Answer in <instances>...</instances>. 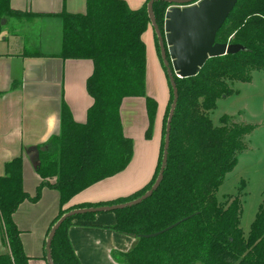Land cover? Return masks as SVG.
Wrapping results in <instances>:
<instances>
[{"label":"trees","instance_id":"1","mask_svg":"<svg viewBox=\"0 0 264 264\" xmlns=\"http://www.w3.org/2000/svg\"><path fill=\"white\" fill-rule=\"evenodd\" d=\"M131 9L124 0H85L83 13L59 14L62 58L89 59L93 63L86 80L92 98L83 123L75 122L62 106L60 131L39 150L35 194L23 189L22 158L4 165L0 175V231L8 253L0 264H28L13 214L19 205L35 202L44 187L59 195V212L51 225L75 210L112 206L133 201L148 191L161 168L170 95L163 118V137L155 172L140 189L109 200L63 206L81 190L126 168L133 141L123 133L120 108L124 99L145 101L146 139L151 138L157 101L146 94V52L142 34L150 24L147 3ZM155 1L152 12L163 34L166 9ZM21 16L0 0V21ZM1 26V24H0ZM156 50L162 63L158 37ZM215 42L242 45L245 50L209 58L192 77L173 74L177 100L170 123L167 157L162 179L150 196L132 206L109 212L112 228L136 238L126 252L113 253L120 264H264V199L249 233L239 227L241 201L231 197L221 203L216 192L225 175L235 167L243 151L240 139L250 125H230L222 115L214 125L209 113L220 97L232 94L228 82H249L251 72L264 71V0H237L216 33ZM97 213L68 216L56 230L50 245L53 264H79L66 230L73 222L91 220ZM178 222L152 237H144Z\"/></svg>","mask_w":264,"mask_h":264},{"label":"crops","instance_id":"2","mask_svg":"<svg viewBox=\"0 0 264 264\" xmlns=\"http://www.w3.org/2000/svg\"><path fill=\"white\" fill-rule=\"evenodd\" d=\"M124 1L129 8L137 9L146 0ZM9 6L21 14L11 20L21 22L24 27L39 24L36 31L42 36L27 45L25 38L13 33L3 38L5 44L0 45V175L4 174L6 162L20 156L23 189L32 197L40 181L36 172L39 148L59 133L62 106L75 122L83 123L92 103L86 90L92 61L60 56L59 14L83 13L86 3L85 0H9ZM154 33L150 23L142 40L146 52V94L155 99L148 89L150 65L160 73ZM43 43L48 51L42 50ZM120 116L123 133L133 141L128 165L75 194L64 208L126 196L151 180L158 161L162 116L155 117L153 123L154 130H160L159 137L155 131L150 139L144 136L147 127L144 98L124 99ZM59 207L58 192L44 187L37 201H23L13 214L28 264H48L47 234ZM114 223L112 212H100L91 220H79L67 228L66 235L79 264H120L113 259V253L130 250L136 238L115 231ZM8 251L0 231V255Z\"/></svg>","mask_w":264,"mask_h":264},{"label":"rangeland","instance_id":"3","mask_svg":"<svg viewBox=\"0 0 264 264\" xmlns=\"http://www.w3.org/2000/svg\"><path fill=\"white\" fill-rule=\"evenodd\" d=\"M5 21V23L2 20L0 21V45L5 44L3 38L13 33H18L25 38L27 45H30L35 38L40 40L42 37L36 31L39 24L25 25L24 27L21 22L13 21L11 18H7ZM32 32L33 35H30ZM162 36L165 45L164 34ZM42 45L44 46L43 51L49 50L44 43ZM168 62L170 64L169 59ZM158 63L160 73L153 64L150 65L151 77L148 79V89L157 101L155 117L162 116L161 134L159 133L160 130H157L158 133L154 130V126L151 133V137L155 131L158 137L159 134L161 135L160 152L163 137V118L166 113L171 84L163 61L161 63L159 59ZM228 86L233 93L218 98L216 108L209 113L213 124L219 125V118L222 115H228L230 125H250L253 126V130L241 136L240 142L244 149L238 155L233 170L225 175L217 189L216 196L221 203H225L231 197L240 199L239 227L243 234L247 236L259 206L264 199V71L254 70L251 72L249 82H228ZM163 99L165 100L163 101ZM51 228L52 225L49 232Z\"/></svg>","mask_w":264,"mask_h":264},{"label":"water","instance_id":"4","mask_svg":"<svg viewBox=\"0 0 264 264\" xmlns=\"http://www.w3.org/2000/svg\"><path fill=\"white\" fill-rule=\"evenodd\" d=\"M155 1L158 0L148 1L147 12L150 18V23L153 26L159 40L162 61L166 67L174 96L167 118L163 156L161 168L157 178L148 191L133 201L112 206L75 209L63 215L52 226L46 241V259L48 264H53L50 254L52 238L61 223L68 216L89 212H109L118 208L132 206L150 196L152 192L158 187L163 176V170L167 157L172 112L177 100V91L173 74L179 78L192 77L199 72L200 68L209 58L222 56L225 54H234L238 51L245 50V48L239 44L215 42L216 33L234 8L237 0H160L171 4L166 10L164 16L163 34L165 45L163 42V36L155 22L152 12L153 3ZM3 20L4 19H2V22ZM167 56L170 60V64L168 62ZM44 148L45 147H40L39 150H43ZM177 223L178 222H175L162 230L145 234L143 236H156L157 234L172 228Z\"/></svg>","mask_w":264,"mask_h":264}]
</instances>
